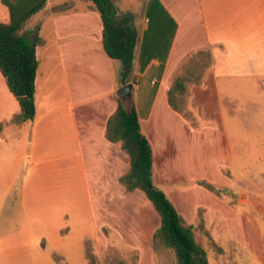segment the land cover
I'll return each mask as SVG.
<instances>
[{
  "label": "rangeland",
  "instance_id": "rangeland-1",
  "mask_svg": "<svg viewBox=\"0 0 264 264\" xmlns=\"http://www.w3.org/2000/svg\"><path fill=\"white\" fill-rule=\"evenodd\" d=\"M113 1L118 10L138 3L131 8L135 13L144 2ZM87 3L94 5L50 0L25 27L43 38L37 44L35 127L31 121L14 122L21 107L0 71V264H92L89 251L93 264L173 262L170 251L153 246L161 225L155 206L142 190L128 191L112 171L106 174L101 149L84 145L85 177L80 165L67 161L78 152L75 129L65 105L51 111L67 90L64 77L72 93L82 86L81 94L90 96L108 86V74L116 70L106 64V77L95 86L98 78L89 66L102 60L81 42V35L98 30ZM162 14L152 0L148 18L157 23ZM0 22H10L1 0ZM68 35L74 44L64 47ZM239 59L250 64L251 56ZM259 63L258 78L248 72L222 79L219 87L212 74L202 85L208 68L202 83L189 88L185 111L173 115L160 99L153 127L144 122L154 144L155 182L193 226L210 264H264V59ZM152 78L146 74L141 83L143 115L154 94ZM82 128L78 118L80 133Z\"/></svg>",
  "mask_w": 264,
  "mask_h": 264
},
{
  "label": "crops",
  "instance_id": "crops-1",
  "mask_svg": "<svg viewBox=\"0 0 264 264\" xmlns=\"http://www.w3.org/2000/svg\"><path fill=\"white\" fill-rule=\"evenodd\" d=\"M143 1L139 13L131 9L137 7L138 3H135L128 9H119L118 17L131 15L132 25L139 34L136 48L137 62L134 64L132 79L129 82H133V79L137 80L134 87L135 108L139 114L143 132L153 147L154 144L147 131L150 126L144 125V122L154 123L152 120L154 106L160 99L164 100L170 113L178 115V112L169 104L168 91L184 61L193 52L202 49L212 52L213 64L207 70L202 85H205L209 74L213 75L218 87L220 81L227 77L248 76V72H252V76L257 78L262 75L260 73L262 66L259 62H263L264 59V0H156L158 8L163 13L158 16L157 23H153V20L148 18L152 0ZM94 9L97 8L87 3L86 12L88 16L89 11L95 14L93 17L98 24V30L96 33L81 35V42L86 46V52L90 51L94 55L97 53L96 57L102 60L89 66V68L94 67L95 76L98 78L95 86L105 79L106 64L114 65L116 70L114 73L109 72L108 77H112L108 86L98 89L90 96L81 94L82 86H75L72 93V88L70 91V85L65 76L62 84L67 87V90L64 96L54 101L51 111L60 109L62 104L65 105L68 109L67 118L75 129L74 139L78 152L67 157V161H70L71 165H80L82 175L85 177L84 145L89 149L96 145L103 152L106 174L112 171L114 180L121 183V176L129 170V156L120 142H112L107 138L106 129L109 118L121 103L117 90L125 84L122 81L123 64L121 60L113 59L106 53L103 46V21L100 20L102 16ZM71 37L73 36L68 35L62 38L65 40L62 43L64 47L74 44L72 40H69ZM242 56H251L250 64L242 63L239 59ZM116 61L118 66L115 64ZM81 66V69L86 67V61L83 60ZM146 74H151L153 77L154 94L152 93L150 97L148 111L143 115L141 108L145 105L143 98L145 94L141 83ZM58 87L54 89L55 92ZM35 100L37 103L36 96ZM92 103L95 105L91 106ZM38 112L36 117L30 120L34 127L40 120ZM91 112L95 115L92 116ZM78 118L83 123L81 133L78 130ZM153 152L155 155L154 149ZM113 190L114 187L112 189L107 187V191L115 193Z\"/></svg>",
  "mask_w": 264,
  "mask_h": 264
},
{
  "label": "trees",
  "instance_id": "trees-1",
  "mask_svg": "<svg viewBox=\"0 0 264 264\" xmlns=\"http://www.w3.org/2000/svg\"><path fill=\"white\" fill-rule=\"evenodd\" d=\"M1 1L9 9L10 22H0V71L21 107L14 122L22 124L33 120L37 114L36 47L41 42L38 33L32 36L25 27L49 0ZM91 1L102 16L104 49L111 58L122 61V81L127 83L132 79L139 39L132 16L119 18L120 12L113 0ZM212 63L210 50H199L190 57L183 73L169 88L168 101L174 110H186L189 88L202 83ZM133 82L136 83L135 79ZM2 129L0 124V132ZM106 136L112 142H120L129 156V170L121 176V183L128 191L142 190L161 217V225L153 235L154 248L170 251L174 256L172 264H210L207 251L195 238L193 226L186 223L171 198L155 182L153 147L143 132L136 108L129 112L120 103L108 120ZM89 256L93 264L94 256L90 251Z\"/></svg>",
  "mask_w": 264,
  "mask_h": 264
},
{
  "label": "water",
  "instance_id": "water-1",
  "mask_svg": "<svg viewBox=\"0 0 264 264\" xmlns=\"http://www.w3.org/2000/svg\"><path fill=\"white\" fill-rule=\"evenodd\" d=\"M137 62V56L134 57V64ZM134 82H128L123 84L118 90L117 95L121 100L123 106L127 111L131 112L135 108V97H134Z\"/></svg>",
  "mask_w": 264,
  "mask_h": 264
}]
</instances>
